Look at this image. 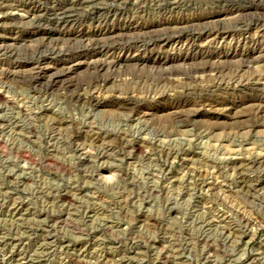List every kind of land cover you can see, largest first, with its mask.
<instances>
[{
  "label": "rangeland",
  "instance_id": "1",
  "mask_svg": "<svg viewBox=\"0 0 264 264\" xmlns=\"http://www.w3.org/2000/svg\"><path fill=\"white\" fill-rule=\"evenodd\" d=\"M0 264H264V0H0Z\"/></svg>",
  "mask_w": 264,
  "mask_h": 264
},
{
  "label": "bare ground",
  "instance_id": "2",
  "mask_svg": "<svg viewBox=\"0 0 264 264\" xmlns=\"http://www.w3.org/2000/svg\"><path fill=\"white\" fill-rule=\"evenodd\" d=\"M67 7V6H65ZM65 7H62V11L57 13L56 11L53 10V13H56L58 14L59 17H64V18H71V17H76L77 15H80L81 14V11H78L77 9V13L74 12V10L70 9V8H66ZM93 7V6H92ZM117 7V6H116ZM72 8V7H71ZM79 8V7H78ZM81 8V7H80ZM83 8V7H82ZM87 8V7H86ZM65 9V10H64ZM80 10V9H79ZM128 10V8L124 7V8H113L111 6H104V5H101V6H96V7H93L90 9V12L93 14H99L101 12H106V13H114V15H117L118 13L117 12H126ZM76 11V10H75ZM132 11L134 13H138L140 11V13L143 11H146L144 8H142L141 6H134L132 7ZM152 11V10H151ZM128 12V11H127ZM126 12V13H127ZM85 13V12H84ZM102 13V14H103ZM163 13V12H162ZM61 15V16H60ZM110 15V14H109ZM139 16V15H138ZM77 18V17H76ZM78 19V18H77ZM76 19V20H77ZM105 19V22H109V17H104ZM114 19V18H113ZM134 19V18H133ZM64 20V19H63ZM151 25V24H150ZM163 25V24H161ZM152 26V25H151ZM160 26V25H159ZM154 27L156 26H152V30L150 31H158V34L160 33L159 31L161 29H155ZM163 29V28H162ZM148 30V29H147ZM57 32V31H56ZM145 32H148L149 31H145ZM51 33V32H50ZM156 33V32H155ZM52 36V34H49V37ZM82 36V35H81ZM113 35H103L101 38L97 39L98 41L95 42L93 45L96 46V48L92 49L94 50V53H92V56H97V55H101V56H104L103 59H95V60H92L89 61V63H93L95 67H98V68H101V69H105L107 66H117V65H122V64H127V63H131V62H142L145 60L146 56H143L141 55L139 52L141 51L140 50V46H135L137 49L136 50H133V51H128V53L130 52V54H127V55H124L122 52L123 50L126 51L125 49H119V51H113L112 52V49H115V47H111V45H108V43L110 42V40L112 39L115 43L118 42L117 39H119L120 37H117L116 39L114 38V36L112 37ZM116 36H119V35H116ZM121 38L124 37V34H121ZM145 37V34L143 35ZM141 35V37H143ZM147 37V36H146ZM91 37H87L86 39H90ZM129 38V37H128ZM133 38V37H131ZM146 39V38H145ZM79 41L83 42L84 40V37H81V38H78ZM103 40H106L109 42H102ZM128 40H131V39H128ZM127 40V41H128ZM139 40V39H138ZM191 40V39H190ZM77 41V39H76ZM112 41V42H113ZM120 41V40H119ZM122 41V40H121ZM120 41V42H121ZM136 41V40H135ZM133 42L135 43V45H137L138 43H140V41H137V42ZM145 41V40H144ZM78 42V41H77ZM102 42V43H101ZM113 42V44H114ZM87 43V42H86ZM128 42H126L127 44ZM132 43V42H131ZM147 43V42H146ZM145 43V44H146ZM110 44V43H109ZM141 44V43H140ZM143 44V43H142ZM141 44V45H142ZM152 44V43H151ZM123 45V44H122ZM82 46V45H81ZM116 46V45H115ZM117 47V46H116ZM121 47V46H120ZM119 47V48H120ZM118 48V47H117ZM51 53H53L54 55H57L58 56V59H55V62L54 66L52 67H38V70L35 71L34 74H32L30 77L33 78V79H36L35 81H37L38 83H42V82H47L50 87L53 86V84H59V83H63L64 82V78L67 77L71 71L73 70L74 66L76 65H81L83 63H85L84 61L81 62V61H78L76 64L73 63L74 61H76L75 58V53H73L72 51L69 52V51H66V50H59L58 52L56 51H52ZM57 58V57H56ZM92 58V57H91ZM100 58V57H99ZM254 58V57H253ZM42 57H39V59L36 61L35 59V63L36 64H40V62L42 61ZM45 60V59H44ZM150 60V59H149ZM33 61V60H32ZM148 61V59H147ZM151 61L155 64H158V65H165L166 64V61L167 59L166 58H153L151 59ZM34 62V61H33ZM88 64V63H87ZM92 64V65H93ZM89 65V64H88ZM88 67V66H87ZM90 67V66H89ZM76 68V67H75ZM74 68V69H75ZM29 75V74H28ZM28 75H26L28 77ZM25 78V77H24ZM46 83V84H47ZM48 85V86H49ZM80 98V97H79ZM93 98V97H92ZM94 103L97 102L100 103L101 101L98 100L96 97L92 100ZM129 102V101H128ZM91 103V102H90ZM129 104V103H128ZM131 104V103H130ZM251 163V162H250Z\"/></svg>",
  "mask_w": 264,
  "mask_h": 264
}]
</instances>
